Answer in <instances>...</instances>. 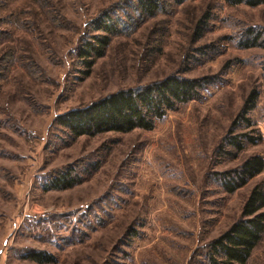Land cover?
<instances>
[{"label":"rangeland","instance_id":"rangeland-1","mask_svg":"<svg viewBox=\"0 0 264 264\" xmlns=\"http://www.w3.org/2000/svg\"><path fill=\"white\" fill-rule=\"evenodd\" d=\"M134 3L0 0V264H40L25 259L29 251L54 258L43 264H208V243L264 182L263 171L226 194L214 179L251 155L264 158V47L237 45L247 28L264 32V5L193 0L141 18ZM103 13L121 29L85 76L75 52L101 34L92 21ZM173 74L209 85L151 131L69 141L53 125ZM251 91L262 139L225 159L218 146ZM68 169L78 184L51 189ZM247 264H264V236Z\"/></svg>","mask_w":264,"mask_h":264},{"label":"trees","instance_id":"trees-1","mask_svg":"<svg viewBox=\"0 0 264 264\" xmlns=\"http://www.w3.org/2000/svg\"><path fill=\"white\" fill-rule=\"evenodd\" d=\"M193 0H135L134 12L141 18H151L168 5H182ZM228 5L258 7L264 0H224ZM132 22V20H129ZM129 24V22H127ZM121 22L103 13L92 21V27L101 34L83 39L75 57L88 76L96 60L102 58L112 36L121 29ZM126 28V27H125ZM237 45L242 49L264 47V32L247 28L240 34ZM264 69V67H263ZM206 78L189 79L177 74L135 88L120 89L86 106L58 115L53 125L69 141L79 137H94L105 133L126 134L134 130L151 131L158 121L181 105L199 100L207 87ZM258 92L251 91L245 99L228 133L218 146L225 159H236L247 147L257 145L261 135L249 114L256 108ZM243 132L236 133V129ZM264 171V158L255 154L238 167L214 174V179L226 194H233ZM78 184L72 170L56 173L50 180L53 190H67ZM264 236V182L256 184L242 205L239 218L225 232L212 239L205 250L208 264H247ZM25 259L36 263H52L54 258L44 252L29 251Z\"/></svg>","mask_w":264,"mask_h":264}]
</instances>
